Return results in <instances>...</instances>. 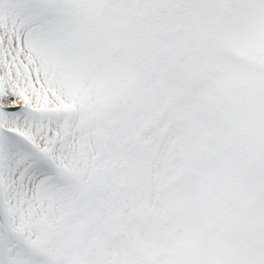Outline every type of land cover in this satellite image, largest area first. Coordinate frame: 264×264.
I'll use <instances>...</instances> for the list:
<instances>
[{
  "label": "snow or ice",
  "instance_id": "1",
  "mask_svg": "<svg viewBox=\"0 0 264 264\" xmlns=\"http://www.w3.org/2000/svg\"><path fill=\"white\" fill-rule=\"evenodd\" d=\"M0 264H264V0H0Z\"/></svg>",
  "mask_w": 264,
  "mask_h": 264
}]
</instances>
